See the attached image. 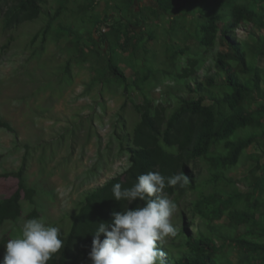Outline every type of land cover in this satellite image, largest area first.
<instances>
[{
  "label": "trees",
  "instance_id": "obj_1",
  "mask_svg": "<svg viewBox=\"0 0 264 264\" xmlns=\"http://www.w3.org/2000/svg\"><path fill=\"white\" fill-rule=\"evenodd\" d=\"M97 1L0 0V59L10 54L15 32L26 24L39 22L28 41L30 58L42 56L47 43L58 46L64 37L69 38L62 50L70 54L71 48L76 49L77 54L74 50L75 54L68 55L63 65L55 67V75L64 74L57 79L65 82L67 72L71 79L50 93L76 84L81 73L74 74L73 68L86 71V78L78 79L80 93L84 95L86 89H94L93 96L99 89L102 92L95 97L88 95L82 104L88 119L91 117L88 134L97 136L98 147L105 139L107 149L114 145L117 156L126 159L121 171L101 183L92 184L99 177L97 162L101 158L85 169L79 187H91L81 190L76 199L63 206L59 216L50 220L51 225L60 228L64 247L47 264H91L88 253L98 224L110 223L111 213L127 206L125 201L112 199V186L121 183L130 187L140 174L148 171H159L165 176L182 171L190 180L184 188L177 185L165 189L177 205L192 196L186 204L189 215L181 209L171 219L177 236L159 242L167 252L166 264H264V0H200L198 6H192L193 11L185 12L179 11L182 0H152L156 7H148L151 12L146 18L158 17L159 11L164 15L179 14L177 20L188 34L182 36L183 46L167 58L170 63L175 59L177 62L171 69L162 70V77L151 87L146 86L153 81L149 75L141 77L134 70L136 76L130 80L111 57L117 52L134 54V47L141 44L143 31L138 19L132 22V17L146 8L143 0H121L120 6L107 2L102 15L95 11ZM184 2L186 6L187 1ZM202 3L212 8L205 9ZM110 13L114 14L112 18ZM190 13L194 21L182 20ZM83 21L91 29L77 35L76 27L85 25ZM239 30L244 32V40L238 38ZM84 35L87 47L81 43ZM191 38L195 41V53L187 47ZM100 45L109 53L103 54ZM217 46L220 49L213 55L212 67H208L205 55ZM80 50L83 52L79 56ZM94 57L96 66L91 62L84 68V63ZM97 66L101 68L100 77L93 75ZM95 79L101 82L95 84ZM112 84L120 86L119 90L112 91ZM106 88L123 103L111 114V128L104 137L92 114ZM75 91L77 95L79 91ZM36 97L38 101L42 98L41 94ZM73 98L75 102L83 100L81 96ZM38 101L33 102L38 105ZM99 122L105 121L101 117ZM0 128L13 131L1 119ZM58 146L64 149L62 144ZM250 147L253 153L247 155ZM70 155L61 160L67 162ZM20 162L15 171L3 174L17 179V186L9 196L0 197V230L23 216L25 203L30 209L25 218H39L44 209L43 196L51 204L58 190L52 188L51 195L38 191V182L27 179L25 155ZM244 163L251 165L240 180L244 182L241 191L237 186L240 181L232 173ZM139 203L128 207L135 208ZM197 219L200 222L195 223ZM17 234L14 228L7 234L0 231V259L6 242ZM233 252L238 256L235 263L228 257Z\"/></svg>",
  "mask_w": 264,
  "mask_h": 264
},
{
  "label": "rangeland",
  "instance_id": "obj_2",
  "mask_svg": "<svg viewBox=\"0 0 264 264\" xmlns=\"http://www.w3.org/2000/svg\"><path fill=\"white\" fill-rule=\"evenodd\" d=\"M184 1H187L186 6ZM198 1L182 0L180 2L182 7H180L181 9L179 11L185 12L189 9L192 10L193 5L198 6L200 4V0ZM107 2H111V4L113 2L120 6L121 0H98L95 11L102 15L104 13L103 9L105 3ZM207 2L206 0L204 3ZM204 3H202L203 8H212L211 5H205ZM142 5L146 8L136 17H132V22H134L136 18L138 19L139 26L143 31L142 35L144 36H142L140 40L141 44L134 47V54H131L130 51L126 53L117 52L111 57L113 62H117L120 68L125 71L130 80L136 76L134 70H136V73L141 77L149 75V79L153 81L147 83L146 86L151 87V85H154V81L162 77V70L166 68L171 69L172 64L177 62L175 59L170 63L171 61L167 58L172 51H177L183 46L182 36L187 35L188 30L184 31L181 28V21L177 20L179 14L173 15L171 13L170 15V13H167L164 15L159 11L158 17H151L148 19L146 17L149 16L151 12L148 7L155 8L156 4L152 0H143ZM48 6L50 7V3H48L47 7ZM70 6H72L71 3ZM202 7L201 11L206 12ZM122 10L124 13V9ZM120 14L119 12V16L117 17H120ZM113 15L114 14L110 13V18H112ZM116 15L118 14L116 13ZM193 16L194 15L190 13L187 18L182 20L194 21ZM173 18L176 21H173ZM83 22H85V25L76 27L77 35L87 34L91 29V25L87 26V21ZM38 27L39 22L21 26L14 34L15 39L11 44L12 49L10 54L0 59V119L9 123L13 129L12 132H9L0 128V197H7L15 190L17 179L11 176L5 177L3 174L15 171L21 163V158L25 155L27 162V179L30 182L33 180L38 182L37 190L46 195L52 194V188H58L59 190L56 189L57 193L51 204L48 197L43 196L44 198H42L44 209L40 217L44 218L46 222L50 224V220L61 214V209H63L64 205H69L71 201L76 199L81 190L91 187H79V183L83 180L82 177L85 175V169H90L89 166L94 163V160L96 161V159L98 160L101 158L99 162H97V166H100L99 177L96 176L92 184L97 182L101 183L114 173L121 171L126 164V159H122L119 155L117 156L114 145H111L110 148L107 149L105 147V139L101 146L98 147L97 136L88 134L91 117L88 119V111L83 108V103L86 102L88 95L90 97H95L100 94L102 95V92L100 93L99 89L97 95L93 96L91 93L95 90L86 89L84 95L80 93L79 83L81 82H79L78 79L86 78L84 75L86 71L73 68L74 74L81 73L79 77H76V84L74 86L60 88L52 94L50 93L51 89H55L58 85L62 86L64 83H69L71 76L67 72L65 75V82L57 79V77H62L64 74L55 75V73H57L55 67L63 65L68 55L73 56L76 49L71 48V51L69 50L70 54L67 53L66 49L62 50L63 47L66 46L65 41L69 39L64 37L58 46L50 44V42L47 43L42 56L39 58H30L31 48L28 45V41ZM140 31L141 30H139L138 33H140ZM147 36L152 39L150 41L147 40ZM237 36L240 40L245 39L244 32L241 30L237 32ZM85 38H87V35H84V39L81 43L83 46L85 45L87 47V39ZM89 45L92 46L91 43H89ZM187 47L191 52L195 53L196 46L193 38L187 42ZM100 48H102V50L105 49L103 45H100ZM219 49L220 47L217 46L213 51L205 55L206 66L212 67L213 55ZM84 50H86V48ZM168 51L170 52L168 53ZM82 52L81 50L79 51V56ZM198 52L200 53V51ZM106 53H109V51L104 50L103 54ZM124 59L126 62H124ZM95 61V57L93 60L87 61V63H84V68L88 67V63L91 62L93 67L96 66ZM74 66H76V64ZM96 68L97 69H93V75L100 77L99 75H101V73L99 70H101V68L100 66ZM62 82L63 84H61ZM99 82L101 81L95 79V84ZM94 87H96V85H94ZM119 87L120 86H117V84H112L110 88L114 91L117 88L119 90ZM157 87L158 86H156V88ZM110 88L105 89L106 91L100 99L101 103L97 104V110L95 114H92L98 131L104 137L109 134L111 128V114L113 115V112L116 111L119 104L121 106L123 103L118 95H114L110 92ZM75 90H77V92L79 91L77 95H74V93H76ZM149 90H151V88H149ZM35 91L38 92L37 95L41 94L42 96V98H39V101L36 97L37 95L35 96L34 94ZM73 96H81L83 100L79 101L77 99L78 101L75 102L76 98L74 99ZM33 101H38L39 104L36 105ZM77 103H80V105L77 106ZM127 105L126 108L131 111L130 105ZM80 113L82 115H80ZM101 117L105 121L103 124L99 122ZM91 124V126H94L92 120ZM90 130L92 133V129ZM73 143H75V145H73ZM58 144H62L64 149L61 147L59 148ZM74 148L75 150H73ZM99 149L101 153H98ZM253 150V147H250L247 155L253 153ZM55 152L58 153L54 154ZM65 155L71 156L67 162L61 160ZM67 156L64 158H68ZM250 165L251 163H244L239 170L232 173V176L237 181H240L250 168ZM243 183L240 181L237 184L241 191L244 189ZM191 198L192 196L188 195L187 199L180 201L179 205H177L176 213L181 209H185L187 215H189L186 204ZM23 207L25 213L30 210L26 203ZM25 213L14 225L6 224L0 231L3 233L6 231L7 234L14 228V231L17 230L19 233L26 220ZM198 222H200L199 219L195 221V223ZM228 257L235 263L238 256L233 252Z\"/></svg>",
  "mask_w": 264,
  "mask_h": 264
},
{
  "label": "clouds",
  "instance_id": "obj_3",
  "mask_svg": "<svg viewBox=\"0 0 264 264\" xmlns=\"http://www.w3.org/2000/svg\"><path fill=\"white\" fill-rule=\"evenodd\" d=\"M189 183L182 171L171 176L148 171L130 187L114 184L112 199L125 201L127 206L123 211H113L110 223L98 224L88 253L91 264H166L167 252L159 242L176 237L178 231L171 223L177 204L165 189L177 185L184 188ZM136 201L140 203L135 208L128 207ZM60 232L42 217L26 219L19 234L4 245L0 264H47L64 247Z\"/></svg>",
  "mask_w": 264,
  "mask_h": 264
}]
</instances>
